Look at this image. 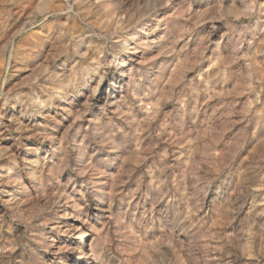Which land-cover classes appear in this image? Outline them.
<instances>
[{
    "label": "clouds",
    "instance_id": "obj_1",
    "mask_svg": "<svg viewBox=\"0 0 264 264\" xmlns=\"http://www.w3.org/2000/svg\"><path fill=\"white\" fill-rule=\"evenodd\" d=\"M0 264H264V0H0Z\"/></svg>",
    "mask_w": 264,
    "mask_h": 264
}]
</instances>
